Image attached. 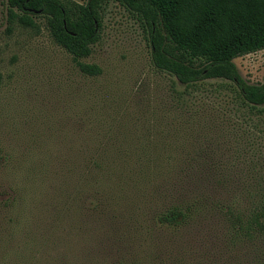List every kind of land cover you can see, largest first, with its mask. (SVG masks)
Masks as SVG:
<instances>
[{
    "label": "rangeland",
    "instance_id": "1",
    "mask_svg": "<svg viewBox=\"0 0 264 264\" xmlns=\"http://www.w3.org/2000/svg\"><path fill=\"white\" fill-rule=\"evenodd\" d=\"M99 7L78 59L90 76L44 17L7 22L0 0V264H264V239L230 224L264 191V106L222 81L184 92L152 66L141 21ZM232 62L264 81V49ZM180 191L210 210L168 226L157 215Z\"/></svg>",
    "mask_w": 264,
    "mask_h": 264
},
{
    "label": "trees",
    "instance_id": "2",
    "mask_svg": "<svg viewBox=\"0 0 264 264\" xmlns=\"http://www.w3.org/2000/svg\"><path fill=\"white\" fill-rule=\"evenodd\" d=\"M5 19L31 25L42 16L53 41L75 61L85 75L100 73L98 67L78 62L90 54L100 30V1L77 5L67 0H2ZM133 13L146 28L152 66L184 87L207 81L231 84L251 109L264 106V81L249 84L238 74L233 59L264 49V0H114ZM99 164L101 177H107ZM109 174V172H107ZM171 191H168V193ZM200 192V191H199ZM172 197L157 215L168 226L188 223L200 209L210 210L209 197ZM246 215L232 217L234 232L264 239V191ZM217 207V203H211ZM211 207V205H210ZM223 213V210H218ZM225 214V213H224Z\"/></svg>",
    "mask_w": 264,
    "mask_h": 264
}]
</instances>
